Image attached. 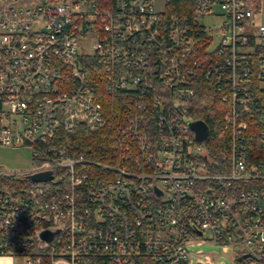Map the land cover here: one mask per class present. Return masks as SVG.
Returning a JSON list of instances; mask_svg holds the SVG:
<instances>
[{
    "label": "built area",
    "instance_id": "2783aa9c",
    "mask_svg": "<svg viewBox=\"0 0 264 264\" xmlns=\"http://www.w3.org/2000/svg\"><path fill=\"white\" fill-rule=\"evenodd\" d=\"M173 6L0 0V155H29L0 163V256L214 264L190 251L212 243L264 264V0ZM202 79L220 98L214 129L197 114ZM46 229L61 232L41 248Z\"/></svg>",
    "mask_w": 264,
    "mask_h": 264
},
{
    "label": "trees",
    "instance_id": "16d2710c",
    "mask_svg": "<svg viewBox=\"0 0 264 264\" xmlns=\"http://www.w3.org/2000/svg\"><path fill=\"white\" fill-rule=\"evenodd\" d=\"M183 1L184 0H171L172 5L174 6L172 7L170 11L179 12L181 10L180 8L182 7ZM199 87H201L200 89L202 90V93H199V98H198V101L196 102L198 103L197 114L200 118L205 119L211 127L213 126V129H214V126H215L214 124L219 123L223 117V112L219 111L220 98L217 95L212 94L211 87H213V83H210L209 81L202 79L199 82ZM96 89H97L96 93H97L98 99L103 102L106 108L112 110L115 104V98L110 97L106 93V87L102 81L99 85H96ZM218 139H221L218 136V134L213 133L212 138H211L212 143L219 141ZM82 148L85 149V147H82Z\"/></svg>",
    "mask_w": 264,
    "mask_h": 264
},
{
    "label": "rangeland",
    "instance_id": "374dc122",
    "mask_svg": "<svg viewBox=\"0 0 264 264\" xmlns=\"http://www.w3.org/2000/svg\"><path fill=\"white\" fill-rule=\"evenodd\" d=\"M201 23L207 28L213 29V31L216 33V28L220 26L221 18L217 16L203 17L201 18ZM20 152L21 155L19 156L14 151L6 154L4 157L0 156V163L5 165V167L13 168L16 167L17 164H23L25 161H28L29 155L27 154V152ZM27 165L28 163L25 166ZM190 251H192V253L202 251L205 254L213 255L215 258L214 264H232L230 253H225L220 245L204 243L201 246H194L193 248H190Z\"/></svg>",
    "mask_w": 264,
    "mask_h": 264
},
{
    "label": "water",
    "instance_id": "95a60500",
    "mask_svg": "<svg viewBox=\"0 0 264 264\" xmlns=\"http://www.w3.org/2000/svg\"><path fill=\"white\" fill-rule=\"evenodd\" d=\"M191 126L196 132V138L198 140L202 141L208 136L209 131H208L207 125L203 121L198 120V121L192 122ZM51 178L52 176L50 173L36 174L33 176V179L36 181H45ZM60 232H61L60 229H55V230L46 229V230L40 231L38 233V237L43 242V244L41 245V248H45L57 235L60 234ZM53 264H67V263L64 261H57Z\"/></svg>",
    "mask_w": 264,
    "mask_h": 264
},
{
    "label": "crops",
    "instance_id": "0c3cea01",
    "mask_svg": "<svg viewBox=\"0 0 264 264\" xmlns=\"http://www.w3.org/2000/svg\"><path fill=\"white\" fill-rule=\"evenodd\" d=\"M1 157H4V156H1ZM0 264H13V260L10 257H7V256H0Z\"/></svg>",
    "mask_w": 264,
    "mask_h": 264
}]
</instances>
